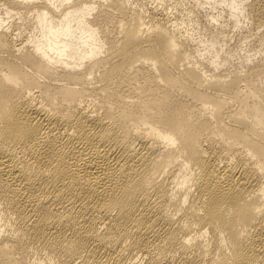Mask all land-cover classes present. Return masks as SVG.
I'll list each match as a JSON object with an SVG mask.
<instances>
[{
	"label": "bare ground",
	"instance_id": "obj_1",
	"mask_svg": "<svg viewBox=\"0 0 264 264\" xmlns=\"http://www.w3.org/2000/svg\"><path fill=\"white\" fill-rule=\"evenodd\" d=\"M0 264H264V0H0Z\"/></svg>",
	"mask_w": 264,
	"mask_h": 264
},
{
	"label": "rangeland",
	"instance_id": "obj_2",
	"mask_svg": "<svg viewBox=\"0 0 264 264\" xmlns=\"http://www.w3.org/2000/svg\"><path fill=\"white\" fill-rule=\"evenodd\" d=\"M177 12H178V11H177ZM177 12H176V13H177ZM176 13H175V14H176ZM176 17H177L178 19H181V18L185 17L184 12H183V11H179V12L176 14ZM233 30H235V29H232V31H230L229 34L235 32V31H233ZM231 45H233L232 40H231ZM249 46L252 47V46H253V42H251ZM234 49H235V48H233V50H234Z\"/></svg>",
	"mask_w": 264,
	"mask_h": 264
}]
</instances>
